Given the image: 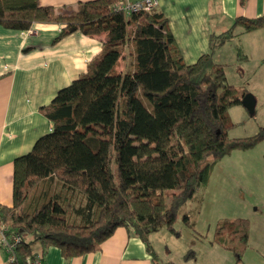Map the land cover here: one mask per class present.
I'll use <instances>...</instances> for the list:
<instances>
[{"label": "trees", "instance_id": "16d2710c", "mask_svg": "<svg viewBox=\"0 0 264 264\" xmlns=\"http://www.w3.org/2000/svg\"><path fill=\"white\" fill-rule=\"evenodd\" d=\"M119 1L54 6L0 0V24L8 28L61 23L56 39L107 32L87 71L41 107L52 129L14 159L13 203L0 204L14 264H29V255L43 254L49 245L67 258L91 252L120 226L144 241L153 264H174L159 260L151 233L163 227L177 233L179 218L195 228V199L215 163L264 140V125L249 136L229 135L236 124L229 108L242 104L248 90L229 83L214 60L236 27H262L264 16L236 17L187 64L162 11L125 13L116 8ZM127 55L132 70L120 68ZM249 223L225 217L215 224L211 241L233 253V264H248ZM194 256L192 249L185 253Z\"/></svg>", "mask_w": 264, "mask_h": 264}, {"label": "crops", "instance_id": "0c3cea01", "mask_svg": "<svg viewBox=\"0 0 264 264\" xmlns=\"http://www.w3.org/2000/svg\"><path fill=\"white\" fill-rule=\"evenodd\" d=\"M39 1L44 5L74 6L82 0ZM156 1L155 8L167 18L187 64L207 52L210 35L229 28L236 17L264 16V0ZM62 27L61 23L34 22L31 28L22 30L0 24V204L13 203L14 159L28 152L36 139L53 127L41 107L48 104L60 88L87 71L88 62L100 52L102 41L107 38V32L87 35L77 31L56 39ZM214 60L223 65L229 83L244 86L254 95V115L243 104L233 105L229 111L235 123L254 118L251 123L254 130L248 135L254 134L255 129L264 125V26L250 31L236 27L235 35L215 50ZM132 63V57L127 55L120 68L132 70ZM262 208L264 211V203ZM1 227L0 264H14L3 243ZM175 228L177 233L163 227L150 235L161 262L178 264L169 247V242L177 243V223ZM190 229L195 236V249L185 250L188 244L179 243L186 262L180 261V264L191 260L185 258L190 249L194 250L195 258L198 253H208L216 259L212 264L234 263L230 250L211 241L214 230ZM252 238L250 234L243 259L248 264H264V225ZM34 247L41 248L38 243ZM43 256L49 264H153L144 241L125 226L118 227L91 252L67 258L58 246L49 245ZM195 264L203 263L195 261Z\"/></svg>", "mask_w": 264, "mask_h": 264}, {"label": "rangeland", "instance_id": "374dc122", "mask_svg": "<svg viewBox=\"0 0 264 264\" xmlns=\"http://www.w3.org/2000/svg\"><path fill=\"white\" fill-rule=\"evenodd\" d=\"M253 119L250 117L244 122L236 123L229 135L249 136L254 130L251 124ZM201 191L198 199H195V206L200 203L195 214V230L197 228L202 232H212L219 219L246 216L250 222V234L254 238L264 225V140L249 149H235L220 158L211 171L205 189ZM181 222V218L176 222L179 225V234L175 236L177 243L169 242L170 254L178 264L180 261L186 263L182 259V249L178 248L179 243L188 244L185 250L195 249L193 230ZM159 239L161 242V236ZM196 257L198 258H188L191 260L187 264H195V261L212 264L216 260L208 253H198Z\"/></svg>", "mask_w": 264, "mask_h": 264}, {"label": "built area", "instance_id": "2783aa9c", "mask_svg": "<svg viewBox=\"0 0 264 264\" xmlns=\"http://www.w3.org/2000/svg\"><path fill=\"white\" fill-rule=\"evenodd\" d=\"M156 4H157L156 0H139V1L120 0L118 3H116V8L124 10L125 13H129L133 10H138V9H151L154 8ZM1 233H2L3 243L10 252L11 246L7 243L2 228H1ZM13 259H14V255L10 253V260L13 261ZM27 261L29 264H49L44 259L42 253L29 255L27 257Z\"/></svg>", "mask_w": 264, "mask_h": 264}, {"label": "water", "instance_id": "95a60500", "mask_svg": "<svg viewBox=\"0 0 264 264\" xmlns=\"http://www.w3.org/2000/svg\"><path fill=\"white\" fill-rule=\"evenodd\" d=\"M242 104L253 114L255 111L256 100L251 92H247L242 98Z\"/></svg>", "mask_w": 264, "mask_h": 264}]
</instances>
